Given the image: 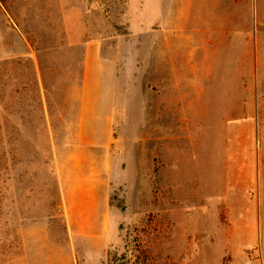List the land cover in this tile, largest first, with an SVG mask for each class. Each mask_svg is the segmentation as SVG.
Instances as JSON below:
<instances>
[{
	"label": "rangeland",
	"instance_id": "obj_1",
	"mask_svg": "<svg viewBox=\"0 0 264 264\" xmlns=\"http://www.w3.org/2000/svg\"><path fill=\"white\" fill-rule=\"evenodd\" d=\"M0 3L37 62L0 59V264H264V2ZM88 41L105 146L78 134Z\"/></svg>",
	"mask_w": 264,
	"mask_h": 264
},
{
	"label": "crops",
	"instance_id": "obj_2",
	"mask_svg": "<svg viewBox=\"0 0 264 264\" xmlns=\"http://www.w3.org/2000/svg\"><path fill=\"white\" fill-rule=\"evenodd\" d=\"M258 2L262 3L264 0H258ZM221 25H224V29L221 31L220 40L223 39L225 45V42L229 41L228 19L226 18ZM212 42L217 45L216 38ZM25 44L27 42L14 29L0 3V59L29 57L37 66L33 53L28 50H19ZM213 55L217 56L216 52ZM82 74L79 138L98 146H105L111 140V124L114 118L111 91L114 73L111 71L108 59L103 58L98 41H88L85 44Z\"/></svg>",
	"mask_w": 264,
	"mask_h": 264
},
{
	"label": "trees",
	"instance_id": "obj_3",
	"mask_svg": "<svg viewBox=\"0 0 264 264\" xmlns=\"http://www.w3.org/2000/svg\"><path fill=\"white\" fill-rule=\"evenodd\" d=\"M34 75H35L34 80H35V84H36V92L39 94L40 88H39V85H38V79L36 77V74H34Z\"/></svg>",
	"mask_w": 264,
	"mask_h": 264
},
{
	"label": "bare ground",
	"instance_id": "obj_4",
	"mask_svg": "<svg viewBox=\"0 0 264 264\" xmlns=\"http://www.w3.org/2000/svg\"><path fill=\"white\" fill-rule=\"evenodd\" d=\"M90 187H91V186H90ZM83 190H84V189H83ZM85 190H86V189H85ZM79 191H80V190H79ZM72 192H73V190H72ZM72 192H71V195H73ZM74 193H75V192H74ZM68 195H69V194H68Z\"/></svg>",
	"mask_w": 264,
	"mask_h": 264
}]
</instances>
